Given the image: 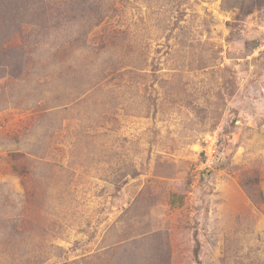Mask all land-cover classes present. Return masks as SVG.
Listing matches in <instances>:
<instances>
[{
	"label": "rangeland",
	"instance_id": "1",
	"mask_svg": "<svg viewBox=\"0 0 264 264\" xmlns=\"http://www.w3.org/2000/svg\"><path fill=\"white\" fill-rule=\"evenodd\" d=\"M3 10L0 264H264V0Z\"/></svg>",
	"mask_w": 264,
	"mask_h": 264
},
{
	"label": "trees",
	"instance_id": "2",
	"mask_svg": "<svg viewBox=\"0 0 264 264\" xmlns=\"http://www.w3.org/2000/svg\"><path fill=\"white\" fill-rule=\"evenodd\" d=\"M5 1V3H9V2H16V0H3ZM3 1H0V4L3 3ZM15 9H13L14 11ZM15 14H18V9L15 10ZM3 20V22H0V44L2 45L3 43H5L6 41V32L7 34H9V28H8V24H7V20H6V13L3 11H0V20ZM5 41V42H4Z\"/></svg>",
	"mask_w": 264,
	"mask_h": 264
}]
</instances>
